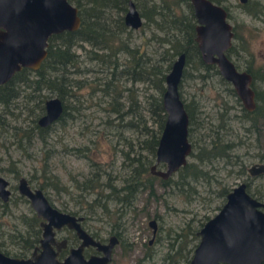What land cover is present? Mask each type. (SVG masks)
<instances>
[{
	"label": "rangeland",
	"instance_id": "374dc122",
	"mask_svg": "<svg viewBox=\"0 0 264 264\" xmlns=\"http://www.w3.org/2000/svg\"><path fill=\"white\" fill-rule=\"evenodd\" d=\"M132 1L141 18L137 27L117 23L128 0L107 6L102 26L115 45L143 52L149 70L145 80L132 81L120 69L111 83L101 40L65 42L73 63L70 84H64L61 95L34 90L30 71V82L0 102V176L12 188L9 208L0 215V246L11 253L18 250L14 232L23 228L22 215L29 207L18 198L20 178L42 190L54 207L84 217L83 227L96 239L114 235L109 264H188L197 231L219 211L231 187L244 182L246 192L264 202V172L247 171L252 164H264V117L253 126L245 117L249 110L217 66L201 64L197 45L190 42L197 23L190 0H165L168 5ZM219 3L233 26L225 54L238 71L250 75L254 109L264 106V0ZM154 9L164 10V16L154 13L155 21L149 19ZM127 52L117 56L125 61ZM181 53L177 93L187 116L186 162L164 184L160 177L152 179L153 194L139 186L126 198L125 187L149 180L152 165L166 169L156 162L155 152L167 117L165 77ZM43 95L58 97L65 110L40 135L33 126L44 113V103L43 110L38 104ZM25 130L29 141L20 139ZM185 166L189 171L184 174Z\"/></svg>",
	"mask_w": 264,
	"mask_h": 264
},
{
	"label": "water",
	"instance_id": "95a60500",
	"mask_svg": "<svg viewBox=\"0 0 264 264\" xmlns=\"http://www.w3.org/2000/svg\"><path fill=\"white\" fill-rule=\"evenodd\" d=\"M244 2L245 0H239ZM195 24V41L202 61L216 64L220 75L227 80L240 99L244 108L252 111L255 94L250 87L251 77L238 71L227 58L225 51L233 36L232 24L228 21L226 8L213 0H190ZM125 24L137 27L140 15L132 0L124 12ZM81 18L77 6L67 0H0V85L11 80L23 68L37 69L46 56L47 38L53 32L74 29ZM184 54L173 61L166 75L163 93V107L167 112L164 127L156 148V162L165 163V170L152 174L165 179L186 162L189 152L187 140V116L177 93L183 66ZM63 105L58 97L44 101V113L38 117L41 127L50 125L59 118ZM249 175L264 172V164H252ZM7 181L0 176V194L8 195ZM19 188L29 199L37 215L44 219L42 255L34 261L5 257L0 253V264H108L111 251L116 243L114 235L106 243L93 240L78 224L82 217L54 207L38 188H31L19 179ZM76 229L82 243L71 249L61 262L54 261L46 244L51 242L52 228L63 224ZM154 221L149 225L155 229ZM199 235L188 264H262L264 261V202L248 194L245 183L238 182L225 194V202L212 217L208 218L197 231ZM96 245L102 250L101 256L92 255L85 259L81 255L83 244Z\"/></svg>",
	"mask_w": 264,
	"mask_h": 264
},
{
	"label": "trees",
	"instance_id": "16d2710c",
	"mask_svg": "<svg viewBox=\"0 0 264 264\" xmlns=\"http://www.w3.org/2000/svg\"><path fill=\"white\" fill-rule=\"evenodd\" d=\"M78 7V13L81 18L80 25L75 30H67L61 32L59 35H54L51 38V43L49 44L47 57L42 61L39 69L34 71V80H33V89L40 90L46 89L48 92H56V95H61L63 91H65L64 84L69 85L71 78L68 75L72 72L70 67H72L73 63V55L72 51L68 49L65 45V42L75 43L79 40H83L86 42H90L91 40H101L102 44L106 47V52L103 55V63H105L111 70L110 80L109 82H113L115 79V73L122 69L125 75L130 78L132 81L141 79L145 80L146 75L149 74V70L147 69V64L145 65V60L143 57V52L139 49H129L127 46L124 47L122 45H115L113 41L109 40V36L105 32V28L103 25V19L105 18V8L112 3H115L117 0H70ZM125 2V0H121ZM164 1L165 5L168 3ZM215 2H220V0H214ZM166 2V3H165ZM257 4V3H256ZM260 8V6H259ZM170 9V7H169ZM261 10V8H260ZM156 13L160 16H164V10L154 9L150 10L147 15L149 19H153V14ZM153 21H155L153 19ZM160 20H157L159 23ZM118 25H124L123 16L119 15L117 17ZM194 31L192 30V37L190 42L195 43L193 38ZM152 38H154V34H152ZM155 39L157 36L155 35ZM196 51L197 48L195 47ZM124 50H127V59L122 61L120 57L117 55ZM201 64H203L206 68L209 66L205 64L202 60ZM30 69L23 68L21 71L17 72L14 77L9 80L7 83L0 85V102L6 101V96L11 93L16 86L27 85L30 82V78L27 74H30ZM152 75L156 74L152 71ZM227 83V81H226ZM42 85V86H41ZM41 86V87H40ZM110 87V84H108ZM68 91V90H67ZM232 93L233 89L230 90ZM45 96H41L39 99V108L43 110V103L45 100ZM65 110V107L63 108ZM64 110H62L61 115L59 116V120L62 118L64 114ZM245 117L251 122L253 126L257 125L258 120L264 117V106H258L252 111H244ZM50 126L41 127L37 124V120L34 121L33 129L38 134H45ZM46 136V135H45ZM31 135L30 131H23L20 139L24 138V140L29 141ZM158 143V142H157ZM185 170L183 173H187L189 169L187 166L184 167ZM147 170L141 171L142 173ZM148 178L149 180L141 181L139 180L136 184H129L125 187L126 189V198L132 194L133 190L135 191L139 186H146L150 189V192L153 194V181L152 179H157L159 177L153 175L150 170H148ZM146 174V173H145ZM146 178V177H145ZM143 178V179H145ZM159 181L163 184L165 183V179L159 178ZM99 201V199H95Z\"/></svg>",
	"mask_w": 264,
	"mask_h": 264
},
{
	"label": "flooded vegetation",
	"instance_id": "af4514ba",
	"mask_svg": "<svg viewBox=\"0 0 264 264\" xmlns=\"http://www.w3.org/2000/svg\"><path fill=\"white\" fill-rule=\"evenodd\" d=\"M67 1L69 3L75 5L70 0H67ZM247 1L248 0H245L244 2H241V1H239V2L246 3ZM227 18H228V15H227ZM75 29L76 28L64 29V30H61L59 32H53V34L48 36L47 41H46L47 46L45 48L46 49V56L45 57H47L49 44L51 43V38L54 35H59V34H61V32H64L67 30H75ZM232 29H233V27H232ZM194 30H195V27H194ZM194 41H195V38H194ZM195 43L197 45L196 41H195ZM197 48H198V46H197ZM200 58H201V54H200ZM201 60H202V58H201ZM41 63H40V65H41ZM40 65H39V67H40ZM39 67L37 69H39ZM26 69H30V68H26ZM30 70L35 71V69H30ZM218 72H219V69H218ZM183 166L179 167L178 169L183 168ZM28 186H30V185L28 184ZM6 188L8 190V195L6 196V198H3V196H1V194H0V215L5 214L7 212L8 208H9L10 201H11V197H12V188H11L10 182H8V181H7ZM15 188H16V191L18 193V198L21 201L28 204V206H29L28 211H27L28 213H24L22 215V221H23V225H24L23 228L21 230H18V228L16 227V230L14 232L15 236L17 238V240L15 241V246L17 247L18 250L11 253V252L7 251V248L5 246H0V253L3 256L9 257V258H15V259L24 258L25 260L30 259L31 261H34L37 257L42 255V250L45 247L44 245H42V242H41L43 239V222H44V219L37 215L36 211L34 210V208L32 207V205L30 203V199L25 194H23L21 192V190L19 188V180L17 181ZM31 188H33V187H31ZM69 214H71L73 216H77V215H74L72 213H69ZM80 217H82V216H80ZM84 220H85V218L82 217L77 222L81 226V228L93 240L98 241L101 244L106 243L108 241L109 237L106 240H99V239H96L94 236H92L83 227L82 222ZM154 226H155V224H154ZM13 227H14V225H13ZM82 242H83L82 238L78 236L76 229H74L73 227H70L69 225L64 223L60 227H53L52 228L51 242L46 244V247L48 248V250H50V256L54 259V261L61 262L65 257H67L69 255L71 249L78 248ZM116 243H115V245H116ZM113 248H114V246H113ZM113 248L111 251V258H112ZM81 255L85 259L89 258L92 255L101 256L102 250L98 249L96 245H93L91 243L83 244V246L81 247ZM111 258H110V261H111ZM110 261H109V263H110ZM24 264H26V263H24Z\"/></svg>",
	"mask_w": 264,
	"mask_h": 264
}]
</instances>
